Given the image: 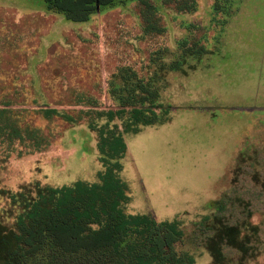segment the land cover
Instances as JSON below:
<instances>
[{"label":"rangeland","instance_id":"obj_1","mask_svg":"<svg viewBox=\"0 0 264 264\" xmlns=\"http://www.w3.org/2000/svg\"><path fill=\"white\" fill-rule=\"evenodd\" d=\"M194 43L207 51L185 56L186 73L171 70ZM136 80L159 89L169 120L123 133L124 211L177 220L176 247L194 264H215L198 222L222 215L248 246H224V264H264V0H122L84 22L42 0H0V107L49 140L41 150L0 142V224L13 228L22 210L8 191L97 181L94 113L80 110L118 108ZM43 108L83 117L46 118Z\"/></svg>","mask_w":264,"mask_h":264},{"label":"trees","instance_id":"obj_2","mask_svg":"<svg viewBox=\"0 0 264 264\" xmlns=\"http://www.w3.org/2000/svg\"><path fill=\"white\" fill-rule=\"evenodd\" d=\"M47 10L60 13L66 20L87 21L102 7L122 0H42ZM184 42V41H183ZM183 50L179 59L169 64L182 69L187 54L199 57L207 50L194 43ZM128 80V78H126ZM120 104L115 109L80 110L90 116L88 126L96 130L98 160L102 168L97 181L77 179L59 186L39 182L8 191L10 201L21 207L13 228L0 224V264H194V256L178 250L183 238L177 220L157 221L148 214H129L123 204L129 201L128 183L120 176L121 159L127 146L123 133H137L140 126L162 124L169 120L168 109L159 103V89L149 82L136 80L118 92ZM46 118L60 116L66 121L82 119L55 108H43ZM95 118L105 119L98 124ZM122 119V128L109 125ZM15 141L31 150L45 148L49 140L39 128L20 124L7 106L0 107V142ZM224 199L216 209L225 210ZM207 232L205 246L215 264H224L223 248L230 246L242 254L248 252L236 224L222 215H204L198 222Z\"/></svg>","mask_w":264,"mask_h":264}]
</instances>
